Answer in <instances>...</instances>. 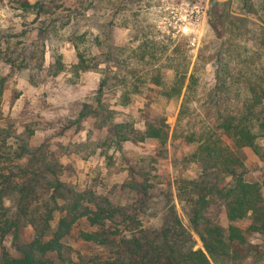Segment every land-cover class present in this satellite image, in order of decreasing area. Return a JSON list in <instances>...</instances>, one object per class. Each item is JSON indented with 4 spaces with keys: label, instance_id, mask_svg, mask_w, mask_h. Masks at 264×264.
<instances>
[{
    "label": "rangeland",
    "instance_id": "obj_1",
    "mask_svg": "<svg viewBox=\"0 0 264 264\" xmlns=\"http://www.w3.org/2000/svg\"><path fill=\"white\" fill-rule=\"evenodd\" d=\"M39 1L46 12L37 16L18 8V0H0V153L15 160L25 147L21 163L55 165V176L66 186L85 197L93 191L122 208L103 226L80 217L61 239L63 257L48 251L47 264L113 263V246L82 238L83 232L102 229L118 233V243L134 232L141 236L140 230L146 231L143 241L159 240L161 230L172 226L178 244L204 249L190 204L178 196L183 180L197 179L202 171L190 158L196 142L172 137L185 87L170 97L156 83L186 84L197 71L192 98L206 103L192 111L195 125L215 124L217 102L240 110V101L255 96L249 86L258 92L264 82V0ZM225 7L249 18L229 17ZM76 45L85 69L74 67L80 61ZM155 114L165 116L168 139L138 140ZM256 142L263 148L264 136ZM231 146L246 167L244 179L262 183V156ZM6 190L3 204L19 222L0 242V260L3 251L18 256V246L35 237L28 218L18 213L13 191ZM43 203L40 197L31 206ZM204 214L228 225L217 197ZM64 215L54 211L53 228ZM238 225L245 228L248 220ZM248 242L243 264H264V232L252 233Z\"/></svg>",
    "mask_w": 264,
    "mask_h": 264
},
{
    "label": "trees",
    "instance_id": "obj_2",
    "mask_svg": "<svg viewBox=\"0 0 264 264\" xmlns=\"http://www.w3.org/2000/svg\"><path fill=\"white\" fill-rule=\"evenodd\" d=\"M18 2V8L32 12L34 10L37 16L46 12L42 1ZM221 3L222 6L226 4ZM225 12L234 19L249 18L248 15L233 14L229 8ZM262 41L264 42V35ZM76 48L80 61L74 67L85 69L83 56L77 45ZM244 58H247V54ZM189 66L187 59L181 71L183 78L186 77ZM196 73L193 69L186 84L182 79L167 87L163 86V82L156 84L160 85V94L170 97H178L185 87L172 137L185 142H196V148L190 158L199 163L202 171L197 179L183 180L184 184L180 186L182 191L179 189L178 196L184 195V201L190 204L192 227L199 235L204 249L178 244L177 239L172 238L177 236L172 226L161 230L159 240L151 241H143L147 237L146 231L143 230H140L141 236L134 232L129 238H122L118 243L115 237L118 233L114 231L110 233L102 229L83 232L82 238L86 240L113 246L114 261H107L105 264H219L220 261L225 264H243L250 247L248 236L254 232H264V179L262 183L246 181L244 162L231 146L250 147L264 159V147L261 148L256 142L257 138L264 136V82L258 92L252 85L249 86L255 96L240 101V110L227 108V105L217 106V102L215 124L195 125L189 117L197 106L202 108L206 103H199V100L192 98L199 87ZM103 83L102 81L101 85ZM209 102H212V99ZM259 105L263 109L258 108ZM169 133L170 126L165 116L155 114L146 120L145 129L140 133L138 140L155 138L163 143L168 139ZM24 150L25 147H22L17 154L15 150L12 151L15 160L11 159V153L7 151L0 153V242L19 222L16 213L11 212L9 215L10 208L3 204V198L9 196L5 193L6 189L13 191L9 194L18 207V213L28 218L35 237L31 242L18 246V256H10L7 251H3L0 264H47L45 254L52 250H57L62 258L61 239L69 233L80 217L86 216L91 224L103 226L104 220H113L122 209L106 199L100 200L93 191L90 197H85L82 192L66 186L55 176V165L46 164L40 168L31 163V160L28 164L21 163L25 156ZM225 178H229V181H223ZM40 197L44 203L32 207L34 201ZM215 197L225 206L228 221L226 227L210 220L204 214L205 208H208ZM56 210L63 211L65 215L59 219L56 228H53L51 221ZM128 216L134 222V217ZM245 219L248 220V225L242 228L238 222ZM138 256L143 260L140 261ZM69 261L72 262L70 259Z\"/></svg>",
    "mask_w": 264,
    "mask_h": 264
},
{
    "label": "built area",
    "instance_id": "obj_3",
    "mask_svg": "<svg viewBox=\"0 0 264 264\" xmlns=\"http://www.w3.org/2000/svg\"><path fill=\"white\" fill-rule=\"evenodd\" d=\"M196 12H199V10L197 9Z\"/></svg>",
    "mask_w": 264,
    "mask_h": 264
}]
</instances>
